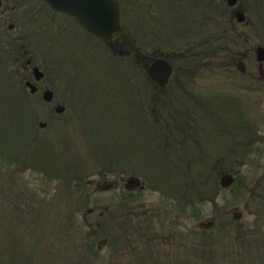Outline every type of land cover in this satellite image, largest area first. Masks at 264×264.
<instances>
[{
  "label": "rangeland",
  "instance_id": "rangeland-1",
  "mask_svg": "<svg viewBox=\"0 0 264 264\" xmlns=\"http://www.w3.org/2000/svg\"><path fill=\"white\" fill-rule=\"evenodd\" d=\"M14 1L16 9L11 10L10 14L16 26L9 35V43L3 59L5 63L0 64V264H26L24 258L32 260L27 264H188L189 262L192 264H264V155L251 154L250 159L245 161V157L253 149L263 148L264 150L263 140L259 143L241 145L239 150H235V154L228 149L220 153L221 162L228 156L221 166L229 168L234 162H241L242 167L237 173L243 180L245 188H240L242 187L240 184L232 189L220 188L217 182L220 166L217 154L211 152L208 163L202 162L204 156H198L193 160V154L190 153L184 154L182 158L177 155L176 159L172 158L181 165V168L185 166L182 172L172 171L171 179L174 182V185H171V191L176 189L177 203L180 204L182 196L186 197L182 201L188 202V205H185L188 211L186 215L180 213V207L174 208L175 213L171 212L173 220L175 218L184 231L182 237H178L182 245L177 240L165 241L163 245L156 246L155 250L149 252L150 247L142 239H138L133 246L124 240L118 245L117 250L107 255H104V252H109L107 247L103 248V252L101 247L91 245L87 243V240V244L84 245L83 238L85 235L87 237L86 233L93 231L97 223L105 224V219L100 218L98 213L106 203L107 197H113V200H116L114 196L120 193L118 190H103L105 180L119 179L120 176L127 178L132 173L142 174L146 170L145 167H140L137 154H144L145 157L146 155L139 141L123 143L125 150L120 145L117 146L118 142L113 148L108 139L109 131L97 123L102 121L101 115L113 119L117 117L110 116L108 113L101 114L104 107L97 108L98 103L94 104L97 100L92 93L89 96L88 93L91 90L89 72L80 70L77 72V79L74 76L75 69H72L74 65L70 55V45L62 41L66 40V31L73 32L71 30L75 28L74 25L70 23L68 26V21L64 17L57 19L48 15V11L44 8L40 11L41 15L30 16V13L36 9L33 8L34 0ZM260 6L264 8L262 4ZM224 10L221 8L219 11L220 31L226 27L223 20ZM249 14L253 22V25L247 27L252 34L251 43L264 45V12L260 11L259 7L253 6ZM41 16L43 22L40 20ZM60 28H64V31ZM190 37L192 36H188ZM25 50L28 51L27 54L23 53ZM27 59L40 65L46 72L48 80L46 84L44 83V89L46 86L57 88L58 98L56 99L59 102L67 100L68 95L69 99H72L70 100L72 104L69 103L67 113L64 115L67 116L70 112L72 114L66 118H60L54 124L52 132L46 134L49 139L46 144L50 150L52 148V157L65 164L64 171L67 174L63 172L61 178L59 172H56L58 179L60 178L57 181H49L45 176L40 175L38 172H43L44 166L38 162L23 165L22 162L16 163L6 157L8 152L6 147L13 143L12 139L8 140V136L4 135L7 130L10 131L11 126L14 131H19L20 116H24V119L30 118L31 138L35 136V132L39 131L33 130L39 121L49 120L51 124L55 117L50 116L52 105L39 101L38 96L28 95L26 103L23 98L20 99L19 84H24L22 79L25 77V72L22 68ZM226 62L220 59L213 66L219 68L235 66L231 64V60ZM206 66L211 67V65ZM253 66L248 65L251 68H254ZM129 75H132V72H129ZM235 79L239 84L250 81L241 75H236ZM29 101L35 106L31 110L26 108ZM13 114L14 117L11 116ZM248 115L249 119L256 122L260 115L259 105L253 103ZM124 126L125 132H130L127 120ZM147 126L143 124V127L147 128ZM258 126L264 131V121ZM151 137V133L150 138L145 136L146 147L155 140L162 144L161 136L155 135L152 139ZM35 138L33 145L36 146L34 148L37 151L42 149L45 144L42 141L45 140L41 134ZM39 138L40 144L37 143ZM87 138L94 143L92 147ZM96 139H98L97 143ZM18 143L22 148L27 141L23 145L24 141L20 139ZM32 148L29 147V149ZM192 148L193 146H190V149ZM156 149L161 150L158 145ZM224 152L227 153L226 156H223ZM20 154L25 153L20 152ZM22 159H24L23 156ZM27 162L32 163V161ZM32 167L36 171L31 170ZM77 178L81 181H77ZM86 179L89 181L95 179L99 183V190H93ZM145 179L151 183L154 182L151 173L147 174ZM181 182L188 184L187 194L181 189ZM71 184L80 190L77 191ZM216 189L220 192L217 198V210L213 208V203L206 199V196ZM144 190L136 194L140 200L146 202V209H151L154 203L164 200L160 191ZM250 193L255 194L253 201L250 199ZM246 201H249L247 209L244 208ZM88 202L97 207L96 214L87 216L88 226L82 224V231H77L79 234L85 232L82 238L78 237L74 242H70L63 238L60 226L65 220L66 213L76 211L78 206H81L78 212L80 216H75L81 219L85 203ZM233 206H240L242 210L243 214L239 220H235L234 214L229 213ZM50 212L53 215L49 217L43 229H50L49 232H44L46 235L43 231L36 229L28 231L29 223L26 222V224L24 221L29 222L32 217L38 221L45 219ZM167 215L170 214L163 212L155 217L162 221ZM214 216L217 217L214 228L200 227L201 222L212 219ZM54 221L59 227L55 230L51 229ZM22 223L27 226V232L21 236L19 234V246L26 252L25 256L13 249L14 243L18 241L15 230L18 224L23 228ZM36 225L37 223L32 221L30 227L34 228ZM105 229L106 227L102 231L95 229V231L98 230L95 234L104 233ZM114 229L115 227H112L111 231ZM114 232L119 234V230ZM26 233L32 234L29 243ZM41 248L44 249L41 250Z\"/></svg>",
  "mask_w": 264,
  "mask_h": 264
},
{
  "label": "flooded vegetation",
  "instance_id": "flooded-vegetation-1",
  "mask_svg": "<svg viewBox=\"0 0 264 264\" xmlns=\"http://www.w3.org/2000/svg\"><path fill=\"white\" fill-rule=\"evenodd\" d=\"M132 1L131 9L134 12V19L130 20V22L134 26L135 32L130 34L134 43L152 58L164 57L175 66L170 82L164 88L153 82L148 75L149 84L144 85L137 81L133 84L135 118L140 122L149 124L150 133L163 135L165 139L173 138L179 134L184 141L194 140L201 150L217 155L224 149L233 151L235 154V150H239L237 146L253 141H264V131L258 126L264 121V62L257 59L256 50L258 46L256 47V45L251 43L252 34L250 29L248 28L246 32V28L253 25L249 14L250 9L253 6H257L260 11L264 12V8L260 6L261 4L264 6V0H238L235 7H228L226 0H211L218 4V9L221 4L225 11H229L232 18L237 15V12H245L246 22L244 23L245 30L243 31L245 35L243 38L240 35L235 36V39L242 38L243 41L236 42L234 39L233 49L225 52L226 55L231 52L237 61H241L245 65L243 71L236 68L221 69L202 66L204 59H219L220 53L216 51L217 40L210 42L207 39L201 43H194L191 48H182L178 52L164 53L160 48H157L158 42L163 38L160 28L167 26L177 31L182 30L183 27L198 26L202 22L204 0ZM125 2V0H122L124 6ZM144 11L146 12L143 14L142 12ZM2 13H6V11L3 10ZM9 17L10 15L5 18V22H7ZM1 19L3 18L1 17ZM110 43L108 44L110 45ZM146 44H148L147 47L145 46ZM116 45H118L116 48L114 45L112 47L113 53L129 54L137 59L121 37L117 38ZM199 46H201L200 51H188ZM137 60L140 61L139 59ZM177 60H188L192 67H188L185 63L183 66L177 67L176 62H174ZM27 63L32 67L35 65V62H31V60H28ZM248 65H254V68L248 67ZM231 72L234 76L232 82L221 84V78H226V75L230 76ZM236 75L247 77L250 81L239 84L235 79ZM26 80L35 82L34 75L31 73ZM137 80L140 81V77ZM42 83H44V80ZM37 87L38 91H40L41 86L37 85ZM144 87L145 89H143ZM107 88H114V86L100 85L97 91L103 93ZM96 103H98L97 108L101 109L104 103L107 102L98 100ZM123 103L120 100L111 101L112 111L115 110V114L118 115L117 120L121 124L119 128L122 133H124L123 124L125 120ZM253 103L259 105L260 115L258 120L252 123L248 113L252 109ZM59 105L67 107L65 102ZM111 114L114 115V112ZM253 150L256 154L264 155L263 148L259 150L255 148ZM228 170L230 169L223 168L219 175L222 176L229 172ZM232 170H235V168ZM120 180L121 186L119 181L115 180L114 182L110 181L105 187L117 188L120 192L124 191L125 179L121 176ZM128 200L134 205L133 207L128 206ZM117 202L114 210L117 209L116 224H118L120 229L124 227L122 222L141 218L144 221L142 226L148 230V233L146 231L143 232L142 240L148 246L153 248L156 243L155 237L160 239L163 236L165 240H160L163 241L162 243L169 239L167 237V231L170 230L169 226L163 228L168 223L167 219L160 221V219L155 217L158 214V209L145 212L138 210L137 212L135 209H140V205L136 206L135 204H138L139 201L135 197L130 198V196H124V194L120 196ZM109 203L110 199L107 197L106 209L101 212V216L104 217L107 214L108 217V215H112L108 211L111 208ZM125 210L128 211V214L124 212ZM140 228L139 224L138 230ZM115 242L117 245L121 244V237L119 236L115 239L111 232L107 230L103 244L109 249Z\"/></svg>",
  "mask_w": 264,
  "mask_h": 264
},
{
  "label": "water",
  "instance_id": "water-1",
  "mask_svg": "<svg viewBox=\"0 0 264 264\" xmlns=\"http://www.w3.org/2000/svg\"><path fill=\"white\" fill-rule=\"evenodd\" d=\"M54 8L76 15L91 31L106 37L107 30L117 26L118 17L108 7L110 0H47ZM110 37V34L107 36ZM159 65V64H158ZM164 78L167 74H162ZM136 185L139 182H134Z\"/></svg>",
  "mask_w": 264,
  "mask_h": 264
}]
</instances>
